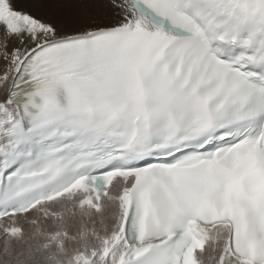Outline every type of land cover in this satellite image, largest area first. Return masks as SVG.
<instances>
[{"label": "snow or ice", "instance_id": "1", "mask_svg": "<svg viewBox=\"0 0 264 264\" xmlns=\"http://www.w3.org/2000/svg\"><path fill=\"white\" fill-rule=\"evenodd\" d=\"M0 264H264V0H0Z\"/></svg>", "mask_w": 264, "mask_h": 264}]
</instances>
